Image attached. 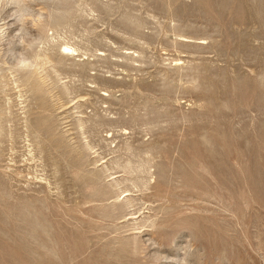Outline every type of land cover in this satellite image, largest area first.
<instances>
[{"label": "rangeland", "instance_id": "obj_1", "mask_svg": "<svg viewBox=\"0 0 264 264\" xmlns=\"http://www.w3.org/2000/svg\"><path fill=\"white\" fill-rule=\"evenodd\" d=\"M25 5L52 43L16 71L0 13V264H264V0Z\"/></svg>", "mask_w": 264, "mask_h": 264}, {"label": "clouds", "instance_id": "obj_2", "mask_svg": "<svg viewBox=\"0 0 264 264\" xmlns=\"http://www.w3.org/2000/svg\"><path fill=\"white\" fill-rule=\"evenodd\" d=\"M9 7H14L15 9L11 15L16 18L20 25L16 36L19 37V43L23 48V51L19 53L13 67L18 72H32L38 66L34 53L37 49H43L45 46H48L52 41H45L40 36L33 38L29 34L28 23L25 21V17L35 15L30 7L26 5L21 6V0H0V13ZM40 20L43 21L44 17L41 16ZM0 22H3L0 23V42H2L6 33V28L4 27V21L0 20Z\"/></svg>", "mask_w": 264, "mask_h": 264}, {"label": "bare ground", "instance_id": "obj_3", "mask_svg": "<svg viewBox=\"0 0 264 264\" xmlns=\"http://www.w3.org/2000/svg\"><path fill=\"white\" fill-rule=\"evenodd\" d=\"M67 48V47H66Z\"/></svg>", "mask_w": 264, "mask_h": 264}]
</instances>
